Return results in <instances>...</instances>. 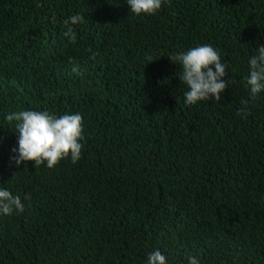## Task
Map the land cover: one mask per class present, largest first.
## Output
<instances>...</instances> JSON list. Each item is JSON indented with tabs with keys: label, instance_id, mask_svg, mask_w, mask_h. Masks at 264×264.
Masks as SVG:
<instances>
[{
	"label": "trees",
	"instance_id": "obj_1",
	"mask_svg": "<svg viewBox=\"0 0 264 264\" xmlns=\"http://www.w3.org/2000/svg\"><path fill=\"white\" fill-rule=\"evenodd\" d=\"M204 44L228 88L187 105L170 57ZM261 44L264 0H164L140 16L127 0H0V188L25 205L0 214V264H147L155 250L264 264V91L246 83ZM21 110L81 114L80 159L17 167L5 117Z\"/></svg>",
	"mask_w": 264,
	"mask_h": 264
},
{
	"label": "clouds",
	"instance_id": "obj_2",
	"mask_svg": "<svg viewBox=\"0 0 264 264\" xmlns=\"http://www.w3.org/2000/svg\"><path fill=\"white\" fill-rule=\"evenodd\" d=\"M164 3V0H127L131 14H155ZM79 14L70 16L63 21L66 31L62 33L70 40H75V31L72 27L83 22ZM91 51V49H89ZM92 59H95L93 53ZM170 59L182 66V75L179 77L188 91L184 93V103L193 105L200 101L221 100V93L228 88L229 81L226 65L221 62L219 52L210 44L190 48L186 52L174 54ZM75 71V69H74ZM246 83L250 89L252 99L264 91V44L256 48V55L249 60V75ZM248 100L242 104L247 105ZM249 114L246 107L237 111V115L245 118ZM8 121H15L13 129L18 135V154L11 157L15 165H26L34 162L37 168L47 164L48 168L55 167L61 160L71 158L76 163L81 157L83 136V117L79 113L57 116L49 111L21 110L5 117ZM25 199H30L29 195ZM25 205L20 195H14L8 189L0 188V214L11 215L14 211L23 212ZM147 264H167L166 257L159 250L150 252ZM189 264H199L195 257H189Z\"/></svg>",
	"mask_w": 264,
	"mask_h": 264
}]
</instances>
